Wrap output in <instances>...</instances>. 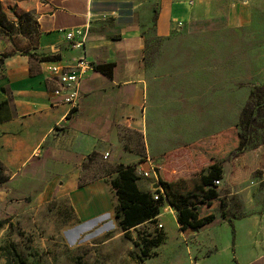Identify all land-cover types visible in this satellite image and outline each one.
Segmentation results:
<instances>
[{
	"label": "crops",
	"instance_id": "0c3cea01",
	"mask_svg": "<svg viewBox=\"0 0 264 264\" xmlns=\"http://www.w3.org/2000/svg\"><path fill=\"white\" fill-rule=\"evenodd\" d=\"M16 6L20 11L13 13L14 19L22 12L31 14L35 36L30 53L36 57L11 55L0 65V103L6 101L11 111V117L0 123V205L5 209L9 196L11 202L29 200L26 210L63 203L77 227L97 226L108 219L123 235L115 218L119 202L110 184L116 167L134 165L146 171L150 156L179 150L164 141L163 146L158 144L157 135L155 142L149 139L151 118L181 114L159 112L164 108L197 114L193 124L180 115L181 122H174L189 125L186 131L192 138L183 141L187 144L205 138L208 130L222 131L229 111L237 112L239 121L243 99L238 92L229 93L227 102L220 92L188 90L162 101L165 95L155 90V82L160 60L167 59L164 52L182 45L175 40L190 35L255 27L264 17V0H16ZM75 29L87 33L79 49L65 37ZM152 38L161 44L154 46ZM9 46L4 43L2 51ZM152 53L155 62L150 67ZM81 57L91 68L80 79L78 104L71 109L52 94L56 83L47 68L55 62L74 70ZM106 65L109 74L93 68ZM248 94L243 95L244 104ZM202 128L205 133H200ZM183 143L179 151L187 161L191 157ZM258 167L257 175H262L264 153ZM233 168L231 164L230 173ZM165 172L164 167L163 179L169 180ZM135 174L140 191L158 189L162 195L156 173L155 180ZM233 196L237 202H229L228 209L241 212V217L232 223L216 218L196 232H182L177 213L162 195L155 222L144 221L129 231L134 234L145 227L149 235L163 234L162 242L151 248L155 255L141 264H264V203Z\"/></svg>",
	"mask_w": 264,
	"mask_h": 264
},
{
	"label": "rangeland",
	"instance_id": "374dc122",
	"mask_svg": "<svg viewBox=\"0 0 264 264\" xmlns=\"http://www.w3.org/2000/svg\"><path fill=\"white\" fill-rule=\"evenodd\" d=\"M7 1V2H6ZM0 55L8 52L12 55L22 54L32 50L34 45L33 20L29 12L20 13L14 19L13 13L18 14L16 0H0ZM177 39V38H175ZM182 45L166 50L167 59L160 60L158 82L155 90L168 96L178 95L185 90L220 92L223 101L227 102V95L231 92L240 93L245 105L243 95L252 86L264 81V17H259L255 27L242 29H221L209 33L190 35L175 40ZM151 44L159 46L161 40L150 39ZM4 43H9L7 50L2 51ZM157 49V48H156ZM152 52H157L153 50ZM161 51H159L160 53ZM162 53V52H161ZM148 64L151 67L155 62V54L150 55ZM163 62V63H162ZM191 77V80L188 78ZM176 109H161L167 114L179 112L186 122L196 121L197 114L182 113ZM199 107L195 111L198 112ZM188 111V109L186 110ZM179 115L164 118L159 115L156 121L151 118L149 139L165 142V146L177 148L183 141L192 138L186 129L189 125L181 122ZM240 115V113H239ZM163 118V119H161ZM227 122L220 130H208L205 138L183 143L182 149L188 150L191 159L185 161L184 152H170L154 158L153 167L159 166L163 179V168L169 175L166 182H177L193 179L199 174H206L216 162L204 155L220 157L225 146L234 145L238 128V113H227ZM160 119V120H157ZM164 120V121H163ZM160 121V122H159ZM226 121V120H225ZM153 125L156 126L153 130ZM203 129V128H202ZM220 131V132H219ZM203 129L200 133H205ZM252 135V133L250 134ZM207 137V138H206ZM154 139V140H153ZM221 141L224 144H220ZM155 142V141H154ZM155 144V143H154ZM153 146L155 151L159 145ZM264 153V145L259 138L251 136L248 144L237 157L225 156L218 160L221 169V179L216 186L219 197L229 203L230 194L236 193L242 202L264 203V171L258 173L259 156ZM145 155H143L144 157ZM160 157V158H157ZM145 161L144 159L141 162ZM231 164L234 171L231 172ZM156 173V171H155ZM172 173V174H171ZM157 174V173H156ZM262 181V182H261ZM261 182V184H259ZM16 198V197H15ZM7 197L6 208L0 205V264H17L14 254L25 264H141L138 259L140 244L137 236L147 237L148 228H140L134 234L119 235L120 231L112 227L109 220L97 226L77 227L73 222L69 208L63 203L50 202L42 208H25L29 200L11 202ZM167 212H170L167 209ZM169 217V216H165ZM216 218H220L216 214ZM119 226V224H118ZM120 227V226H119ZM146 235V236H145ZM140 239V238H139ZM151 249L149 253H151Z\"/></svg>",
	"mask_w": 264,
	"mask_h": 264
},
{
	"label": "trees",
	"instance_id": "16d2710c",
	"mask_svg": "<svg viewBox=\"0 0 264 264\" xmlns=\"http://www.w3.org/2000/svg\"><path fill=\"white\" fill-rule=\"evenodd\" d=\"M155 21L156 16H153L152 31ZM22 54L36 57L30 51ZM11 55L8 52L2 53L0 55V65L4 58ZM93 68L105 74L110 73V65L94 66ZM10 117L11 111L9 105L6 101L1 102L0 123L8 120ZM237 126L239 132L236 134L233 146H225L220 157L204 155L209 160L216 162L206 174H199L189 180L166 182L162 179L160 167H155L154 170L157 173L158 184L161 187L164 200L177 213V222L182 232H196L202 229L216 219V214H219L221 219H225L229 223H232V220L243 215L241 212L233 214L228 209L226 200L223 197H219L216 192L214 181L221 179V169L218 165V160L230 155L237 157L242 153L251 136L259 138L260 144L264 145V81L261 84L252 86L249 90L248 99L240 111ZM251 133L252 135H250ZM152 161L153 159H151ZM115 171L117 172V176L110 181L119 202L115 209V218L121 230L127 235L130 229L135 228L144 221L155 222V216L159 212L163 198L158 189L154 191H140L137 188L136 181L138 177L135 174L134 165H119ZM152 192L159 194L157 200L153 199ZM229 202L236 203L237 199L233 196L229 199ZM147 237L149 239L141 237V234H138L137 238L140 244L135 242L134 245L137 248L140 247V255L138 257L140 261L154 256L155 253H149V250L152 247H157L163 240L161 232H156L155 235H147ZM14 257L17 264H25L18 255L14 254Z\"/></svg>",
	"mask_w": 264,
	"mask_h": 264
},
{
	"label": "built area",
	"instance_id": "2783aa9c",
	"mask_svg": "<svg viewBox=\"0 0 264 264\" xmlns=\"http://www.w3.org/2000/svg\"><path fill=\"white\" fill-rule=\"evenodd\" d=\"M86 35V29H75L72 32H68L65 37L71 42L72 48L79 49L83 47ZM89 68H91V65L85 60L84 57H81L77 60L74 70H68L55 62H51L48 65L47 72L56 83V88L52 90L54 97L61 98L60 102L69 105L71 109L76 108L78 104L79 82L82 75ZM135 172L138 173L140 177L152 178L153 180L156 179L155 170L151 161L147 160L146 171H143L141 168H136ZM218 184V180L214 181V185ZM158 196L159 194H155L153 199L157 200ZM155 226L158 229L161 228V225L158 223H155Z\"/></svg>",
	"mask_w": 264,
	"mask_h": 264
},
{
	"label": "water",
	"instance_id": "95a60500",
	"mask_svg": "<svg viewBox=\"0 0 264 264\" xmlns=\"http://www.w3.org/2000/svg\"><path fill=\"white\" fill-rule=\"evenodd\" d=\"M152 187H153V189H154V188H156V185H155V184H153V185H152Z\"/></svg>",
	"mask_w": 264,
	"mask_h": 264
}]
</instances>
